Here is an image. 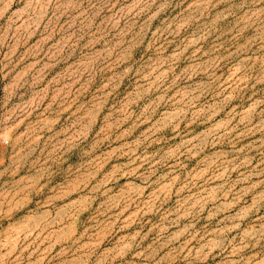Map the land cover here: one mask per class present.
Instances as JSON below:
<instances>
[{
  "label": "rangeland",
  "instance_id": "rangeland-1",
  "mask_svg": "<svg viewBox=\"0 0 264 264\" xmlns=\"http://www.w3.org/2000/svg\"><path fill=\"white\" fill-rule=\"evenodd\" d=\"M0 264H264V0H0Z\"/></svg>",
  "mask_w": 264,
  "mask_h": 264
}]
</instances>
